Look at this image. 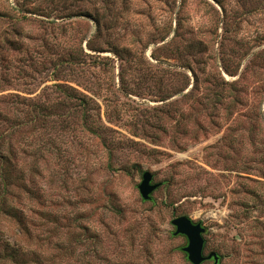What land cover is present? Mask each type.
Here are the masks:
<instances>
[{"label":"rangeland","instance_id":"obj_1","mask_svg":"<svg viewBox=\"0 0 264 264\" xmlns=\"http://www.w3.org/2000/svg\"><path fill=\"white\" fill-rule=\"evenodd\" d=\"M2 132L41 263L264 264V0H0Z\"/></svg>","mask_w":264,"mask_h":264},{"label":"trees","instance_id":"obj_2","mask_svg":"<svg viewBox=\"0 0 264 264\" xmlns=\"http://www.w3.org/2000/svg\"><path fill=\"white\" fill-rule=\"evenodd\" d=\"M4 135L3 132L0 134V148L5 146L6 143L7 136ZM6 149H9L7 153H4L0 149V224L5 220L11 224L14 218L17 228L15 232L7 234L12 239L6 240L4 239L6 230H3L0 225V264H32L31 262L44 264L40 262L42 260L39 252L40 249L33 248V242L28 240L25 242L21 239L27 235L28 239L32 240L26 219L23 213L16 206L12 205L11 196L13 178L19 181L20 188L23 189L24 172L13 163V154L9 145ZM47 261L50 264H55L56 262L54 258Z\"/></svg>","mask_w":264,"mask_h":264},{"label":"water","instance_id":"obj_3","mask_svg":"<svg viewBox=\"0 0 264 264\" xmlns=\"http://www.w3.org/2000/svg\"><path fill=\"white\" fill-rule=\"evenodd\" d=\"M160 187V183H154L153 174L146 171L142 175L138 189L142 199L150 202L153 199V194ZM172 224L175 227L174 236H183L187 239V245L183 248V252L191 264H204L207 261L220 264V256L217 252H211L207 256L204 254V234L206 233V229L201 223H194L190 218L183 216L174 219Z\"/></svg>","mask_w":264,"mask_h":264}]
</instances>
